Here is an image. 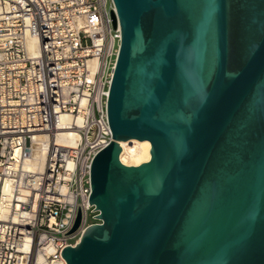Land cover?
Here are the masks:
<instances>
[{"label": "water", "instance_id": "obj_1", "mask_svg": "<svg viewBox=\"0 0 264 264\" xmlns=\"http://www.w3.org/2000/svg\"><path fill=\"white\" fill-rule=\"evenodd\" d=\"M113 1L111 140L92 160L88 199L100 222L61 255L264 264V0ZM130 138L150 142L148 161L121 162Z\"/></svg>", "mask_w": 264, "mask_h": 264}, {"label": "built area", "instance_id": "obj_2", "mask_svg": "<svg viewBox=\"0 0 264 264\" xmlns=\"http://www.w3.org/2000/svg\"><path fill=\"white\" fill-rule=\"evenodd\" d=\"M120 43L113 0H0V264H67L62 249L100 222L90 166L111 140ZM64 130L79 138L57 142ZM39 144L42 167L30 169Z\"/></svg>", "mask_w": 264, "mask_h": 264}, {"label": "bare ground", "instance_id": "obj_3", "mask_svg": "<svg viewBox=\"0 0 264 264\" xmlns=\"http://www.w3.org/2000/svg\"><path fill=\"white\" fill-rule=\"evenodd\" d=\"M27 49L30 53H35L34 41L29 39L27 41ZM97 60L95 58L89 60L90 71L93 72ZM64 121L68 118L67 115L63 116ZM79 138L77 132L72 130H64L56 137V141L61 144H72ZM121 152L119 158L122 163L126 165H138L150 159L149 149L151 147L148 140H138L130 138L125 141L119 142ZM45 152L41 149V145H37L33 152L32 158L29 159L27 167L30 169L41 168L44 160Z\"/></svg>", "mask_w": 264, "mask_h": 264}, {"label": "rangeland", "instance_id": "obj_4", "mask_svg": "<svg viewBox=\"0 0 264 264\" xmlns=\"http://www.w3.org/2000/svg\"><path fill=\"white\" fill-rule=\"evenodd\" d=\"M88 221H89V222H92V219L89 217V218H88Z\"/></svg>", "mask_w": 264, "mask_h": 264}]
</instances>
